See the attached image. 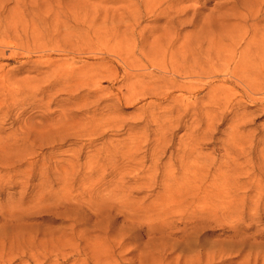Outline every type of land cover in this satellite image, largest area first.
<instances>
[{"label": "rangeland", "instance_id": "374dc122", "mask_svg": "<svg viewBox=\"0 0 264 264\" xmlns=\"http://www.w3.org/2000/svg\"><path fill=\"white\" fill-rule=\"evenodd\" d=\"M263 55L264 0H0V264H264Z\"/></svg>", "mask_w": 264, "mask_h": 264}, {"label": "bare ground", "instance_id": "6f19581e", "mask_svg": "<svg viewBox=\"0 0 264 264\" xmlns=\"http://www.w3.org/2000/svg\"><path fill=\"white\" fill-rule=\"evenodd\" d=\"M264 56V55H263ZM262 61V60H261ZM261 63H264V61H262Z\"/></svg>", "mask_w": 264, "mask_h": 264}]
</instances>
